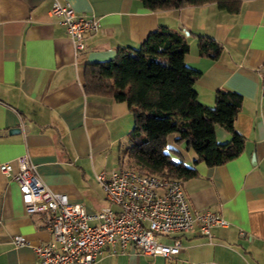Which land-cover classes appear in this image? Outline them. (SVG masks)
<instances>
[{"label": "crops", "instance_id": "1", "mask_svg": "<svg viewBox=\"0 0 264 264\" xmlns=\"http://www.w3.org/2000/svg\"><path fill=\"white\" fill-rule=\"evenodd\" d=\"M61 1L100 22L85 32L82 49L50 13L53 0H0V133L19 129L0 134V164L27 156L51 190L87 212L106 206L95 175L127 164L121 151L133 116L124 101L85 93L86 66L137 48L157 29L176 31L189 45L184 62L200 72L194 87L201 103L212 106L221 88L242 95L234 129L245 142L234 159L194 164L195 152L176 141L178 134L167 137L170 158L196 170L181 181L192 211L211 210L227 224L212 227L210 236L198 224L166 236L164 242L181 244L168 257L129 243L114 254L104 247L93 264H264V0H242L234 14L215 3L149 10L140 0ZM200 36L220 46L215 57L199 54ZM215 137L225 142L230 134L217 126ZM17 234L30 244L15 245ZM51 239L43 217L26 213L17 184L0 171V264H39L32 245Z\"/></svg>", "mask_w": 264, "mask_h": 264}, {"label": "trees", "instance_id": "2", "mask_svg": "<svg viewBox=\"0 0 264 264\" xmlns=\"http://www.w3.org/2000/svg\"><path fill=\"white\" fill-rule=\"evenodd\" d=\"M149 10H166L186 5L215 3L228 13L239 12L242 0H140ZM189 45L183 34L160 28L148 34L135 49L120 48L116 56L86 66L85 93L124 101L131 109L133 128L130 143L121 151V160L148 173L179 179L196 175L194 166L174 161L167 152V137L191 148L197 162L217 166L237 157L245 139L234 129L242 95L230 89H217L214 104L198 100L194 83L200 72L184 62ZM210 50V51H209ZM220 51L213 39L199 37L200 55ZM230 134L218 142L215 128Z\"/></svg>", "mask_w": 264, "mask_h": 264}, {"label": "built area", "instance_id": "3", "mask_svg": "<svg viewBox=\"0 0 264 264\" xmlns=\"http://www.w3.org/2000/svg\"><path fill=\"white\" fill-rule=\"evenodd\" d=\"M50 13L65 26L76 50L84 47L85 32L97 31L100 26L97 18L79 16L61 0H53ZM0 171L17 184L26 213L41 215L52 234L51 240L32 245L39 264H93L104 247L114 254L129 243L145 254L168 257L180 251V240L168 244L162 236L189 232L195 224L201 234L210 236L212 227L227 224L211 210L193 212L179 179L125 163L95 175L108 205L94 212L70 201L65 193L51 190L27 156L17 158L15 165L1 163ZM12 242L30 244L19 234Z\"/></svg>", "mask_w": 264, "mask_h": 264}, {"label": "water", "instance_id": "4", "mask_svg": "<svg viewBox=\"0 0 264 264\" xmlns=\"http://www.w3.org/2000/svg\"><path fill=\"white\" fill-rule=\"evenodd\" d=\"M19 130L18 128H12V129H9V130H6V131H2L0 134H7V133H13L15 131Z\"/></svg>", "mask_w": 264, "mask_h": 264}, {"label": "rangeland", "instance_id": "5", "mask_svg": "<svg viewBox=\"0 0 264 264\" xmlns=\"http://www.w3.org/2000/svg\"><path fill=\"white\" fill-rule=\"evenodd\" d=\"M106 205H108V204H106ZM165 238H166L165 236H162V237H161V240H164Z\"/></svg>", "mask_w": 264, "mask_h": 264}]
</instances>
